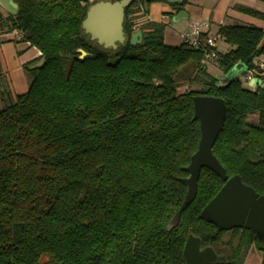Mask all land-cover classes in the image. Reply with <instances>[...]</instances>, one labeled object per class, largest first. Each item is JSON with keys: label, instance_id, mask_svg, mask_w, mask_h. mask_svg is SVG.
Returning a JSON list of instances; mask_svg holds the SVG:
<instances>
[{"label": "trees", "instance_id": "trees-1", "mask_svg": "<svg viewBox=\"0 0 264 264\" xmlns=\"http://www.w3.org/2000/svg\"><path fill=\"white\" fill-rule=\"evenodd\" d=\"M14 1L17 15L0 11V43L2 33L18 31L45 62L25 65L32 82L21 94L0 63V264H185L190 234L225 258L210 264H244L252 248L264 264V240L252 229L222 230L200 216L224 184L209 167L168 228L201 137L196 95L225 99L213 153L228 177L239 174L264 195V86L221 84L204 62L215 50L223 74L242 63L263 78L264 28L221 25L218 36L232 46L226 53L207 45L210 30L205 48L170 44L164 23L136 26L142 8L165 0H134L125 8V42L105 49L82 28L89 0ZM235 9L264 21V12ZM139 29L142 42L133 45ZM79 49L95 57L78 59Z\"/></svg>", "mask_w": 264, "mask_h": 264}, {"label": "water", "instance_id": "water-1", "mask_svg": "<svg viewBox=\"0 0 264 264\" xmlns=\"http://www.w3.org/2000/svg\"><path fill=\"white\" fill-rule=\"evenodd\" d=\"M134 0H92L82 21V28L91 40L96 41L105 49H116L118 43L126 40L124 31L125 8ZM148 1V0H147ZM170 4L181 3L183 0H165ZM0 7L12 14L19 13V5L14 0H0ZM142 42V30L135 31L131 36V44ZM95 55L84 49H79L78 59L93 58ZM45 58L28 66L34 70L44 65ZM244 68L238 63L232 71L226 74L219 83L225 84L234 76L236 69ZM245 69V68H244ZM245 71L244 75H248ZM232 77L228 79L229 77ZM245 76V77H246ZM256 84H262L256 81ZM253 85V84H252ZM194 101V119L199 120L200 141L196 152L192 155L187 170L190 175L184 179L187 185L185 198L171 219L168 228L175 227L182 212L196 197L198 180L203 167H209L224 181L218 193L202 209L200 216L217 225L219 229L230 230L236 227L252 229L259 239L264 240V195H260L252 186L243 182L239 174L228 177L225 167L213 153L214 144L222 131L226 119L225 99L213 95H196ZM185 264H210L224 259L210 247L202 248L200 237L190 234L184 247Z\"/></svg>", "mask_w": 264, "mask_h": 264}, {"label": "rangeland", "instance_id": "rangeland-1", "mask_svg": "<svg viewBox=\"0 0 264 264\" xmlns=\"http://www.w3.org/2000/svg\"><path fill=\"white\" fill-rule=\"evenodd\" d=\"M199 1H201V0H194L195 3H189V0H188V3L186 5L189 4L190 8L194 9L195 11H200L203 8H205V10L210 8V5H213L215 2V0H203L205 2V5H202L199 3ZM253 19L254 20H252V21L254 23H252L251 26L262 28L261 24L257 25L258 23H261V22H259L260 19L258 20V18H255V17ZM197 22H202V21H200V19H198ZM221 25H223V23H221V24L212 23L210 35L212 36V39H216L219 52L220 53H226L228 50L229 44L222 37L218 36V34H217L218 29ZM224 25H235V24L227 23ZM186 28H187V20L181 19L180 21L176 22L172 18L169 22L168 27H167V31L165 29V31H166L165 42L170 43V44H177L180 41L179 33L180 32L182 33V31L186 30ZM3 34L4 33H2V35ZM8 37L13 38V39H8L7 37H4L2 39V42L0 43V61H1L0 63L3 64V67H4L3 69H4V72L6 75V79L9 83L11 90L15 94H21V93L26 92L25 88H27V90H28V88L30 87V85H28V84H31V82H32V76L26 70L25 65H28V64L30 65L31 62L39 61L41 59L40 58L41 52L39 51L38 57H36V56L31 57V56H33V53H34L33 49L31 47H29V45H27L26 42H23L21 40L18 31L12 32L11 35ZM96 47H100L99 44ZM29 57H31V58H29ZM37 58H38V60L36 61ZM208 68H209L210 72L215 77L219 76L218 77L219 80L220 81L222 80L221 76L223 75V72L220 68L217 67L215 57L208 59ZM245 71L247 72L246 69H245ZM238 75H237L238 79L241 80V82L245 88L252 89V90L255 89V87L251 86L250 83L246 80V77H245L246 75H244L243 73H239ZM234 76H235V74H234ZM234 76H232V77H234ZM232 77L230 76L228 79H230ZM20 82H21V85H20ZM183 88H181V89H183ZM190 88H200V86L194 84V85L190 86ZM1 107H2V103L0 102V108ZM249 120L252 122H256L257 121V115H255V114L251 115L249 117ZM227 235H229V234H227ZM255 252H258V251H255ZM47 259H48V257L44 256L42 260L45 261Z\"/></svg>", "mask_w": 264, "mask_h": 264}, {"label": "crops", "instance_id": "crops-1", "mask_svg": "<svg viewBox=\"0 0 264 264\" xmlns=\"http://www.w3.org/2000/svg\"><path fill=\"white\" fill-rule=\"evenodd\" d=\"M90 1V0H89ZM92 1V0H91ZM90 1V2H91ZM110 1H115V0H110ZM189 3H195L194 0H189ZM200 4L205 5V2L203 0L199 1ZM235 5H244L247 7H251L253 9H256L258 11L264 12V2L260 0H215L213 5H210V8L206 9L203 8L200 11H195L194 9L189 7L188 5H185L181 10L177 11L173 9L171 4L167 1H157L151 3L147 9L142 8V11L140 14H138L137 17V27H139L141 24L146 23L147 21H156V22H162L165 24V29L167 31V27L169 25L170 20L173 18L174 21H180L181 19L187 20V28L190 27L192 23L197 22L198 19L200 21H207L210 25L209 29L211 31V25L212 23H217V24H241V25H251L254 23L252 20H254V16L245 14L243 12H240L239 10L235 9ZM0 11L1 8H0ZM199 14V15H198ZM209 18V19H208ZM256 18V17H255ZM259 20V18H258ZM261 23H258L257 25H262L261 27L264 28V21L260 19ZM186 28V30H187ZM166 31L164 34V37L166 35ZM185 31V30H184ZM182 31V32H184ZM181 32L179 33L180 35V41L177 43H181ZM11 33H5L1 35V40L4 37H7L8 39H13L9 38ZM209 39H212V36L209 34ZM166 40V37H165ZM215 42V39L213 40ZM217 46V51L219 52L217 41L215 42ZM27 45H29L27 43ZM30 47V46H29ZM33 49V56L31 57H38L39 56V50L35 47H31ZM232 46H228V50H230ZM227 50V51H228ZM29 57V58H31ZM1 62V61H0ZM263 62L260 60V63ZM2 69L3 64L1 63ZM264 68V67H263ZM4 71V69H3ZM239 73H245V69L242 67L241 69H236L234 74L238 75ZM226 76V74H223L221 78ZM219 76H217L218 78ZM264 81V77L261 78L260 76L257 75V81ZM250 85L252 86V82H249ZM21 85V82H20ZM30 85V84H28ZM259 85V84H258ZM24 87V86H23ZM27 91V88H25ZM258 251L255 248H252L249 253L247 254V257L245 259L244 264H262V254L261 252H255Z\"/></svg>", "mask_w": 264, "mask_h": 264}, {"label": "built area", "instance_id": "built-area-1", "mask_svg": "<svg viewBox=\"0 0 264 264\" xmlns=\"http://www.w3.org/2000/svg\"><path fill=\"white\" fill-rule=\"evenodd\" d=\"M1 10L3 9L1 8ZM209 27L210 25L207 21L192 23L187 30L182 32L181 42L187 43L188 45L195 47V48H198V47L205 48L206 45L202 40V33L206 32L209 29ZM19 35H21V33H19ZM207 45L211 47H215V42L211 39H208ZM216 56L217 54L215 50L207 51L204 62H207L209 58H213ZM260 66L263 67L264 63L261 62ZM246 80L256 85L257 75L254 72L250 71L248 75L246 76ZM261 82L264 85V81L261 80Z\"/></svg>", "mask_w": 264, "mask_h": 264}, {"label": "flooded vegetation", "instance_id": "flooded-vegetation-1", "mask_svg": "<svg viewBox=\"0 0 264 264\" xmlns=\"http://www.w3.org/2000/svg\"><path fill=\"white\" fill-rule=\"evenodd\" d=\"M259 85H262V86H264L263 84H259ZM253 87H257L258 86V84H256V85H252ZM207 247V246H206ZM211 247V246H210ZM202 248H203V246H202ZM213 248V247H212ZM214 249V248H213ZM215 250V249H214ZM215 252L217 253V251L215 250ZM218 255H221V256H223L222 254H219V253H217ZM224 257V256H223ZM225 259V258H224ZM224 259H219V260H224ZM219 260H216V261H219ZM215 262V261H214Z\"/></svg>", "mask_w": 264, "mask_h": 264}]
</instances>
